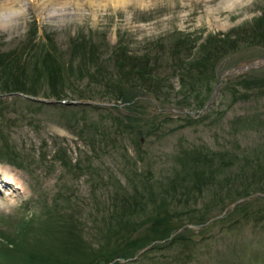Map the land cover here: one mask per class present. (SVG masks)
I'll return each instance as SVG.
<instances>
[{"label":"rangeland","instance_id":"obj_1","mask_svg":"<svg viewBox=\"0 0 264 264\" xmlns=\"http://www.w3.org/2000/svg\"><path fill=\"white\" fill-rule=\"evenodd\" d=\"M37 2L21 0L20 16L0 26V184L10 192L0 194V242H8L0 247V264H32L26 258L39 249L59 254L58 264L67 253L75 264H264V93L224 76L202 110L223 70L264 57V0H105L62 13L36 10ZM230 33L236 44L209 64L212 75L191 78L197 91L180 90L174 76L157 98L140 92L114 101L116 91L94 76L117 48L167 64L179 58L170 56L175 49L183 54L182 46H192L196 54L212 37ZM175 40L182 45L171 47ZM68 63L70 75L63 71ZM246 74L264 82V66ZM21 95L107 106L49 107ZM202 99L199 109L178 104ZM107 114L139 118L133 120L148 135L135 148L128 133L114 132ZM187 116L195 121L186 123ZM104 129L110 132L105 148L99 146ZM87 136L96 140L93 150ZM223 147L239 159L211 168L194 160L195 153L202 158ZM133 159L136 172L154 182L150 190L121 188L132 177ZM106 173L109 183L100 180ZM142 196L146 202L137 207L123 204ZM104 254L113 258L98 260Z\"/></svg>","mask_w":264,"mask_h":264},{"label":"trees","instance_id":"obj_2","mask_svg":"<svg viewBox=\"0 0 264 264\" xmlns=\"http://www.w3.org/2000/svg\"><path fill=\"white\" fill-rule=\"evenodd\" d=\"M232 33L223 35L221 38L217 40L216 38L212 37V40H215V41L212 43L211 40H209V42H207L205 45L200 46L196 54L193 53L192 46H182L185 48L183 51V54L181 53V51L177 52V50L175 49L173 55H170V56H174L175 58H178V57L180 58V56H182V60L178 58L175 62L172 61V63L170 62L167 64L165 61L156 60L157 55H155L154 59L150 61L151 57H149L148 55L141 56L142 55L141 54L137 56L136 54L129 53L125 48L124 49L117 48L116 52H112L110 54L112 61L108 64L109 66L97 64V67L94 69L95 75H94V71H93V75L99 78L100 80H102L106 88H108L109 86L110 88L116 91L115 93H112V95H110L113 97L114 101L116 100L129 101L133 99L134 96L139 94L140 92L152 93L155 95V98H157L156 97L157 93H162V91L166 87H172L169 84V79H171L174 76H178V80L181 83L180 90H184L185 92H187V89L190 91H197L198 86L196 85L195 88L194 86H192V84L194 83L193 80L196 77H202L205 75L207 76L208 72L212 75L211 67H208L209 64L211 62H214L215 58L219 57L221 54L227 53L236 44L235 38L231 37L233 36ZM249 38L253 39L252 33L247 38L249 42H251L252 40ZM261 39L264 40L263 35ZM175 41L177 42L176 43L177 45L171 46V47H178L182 45V42H180V40H175ZM216 41H217V44H215ZM180 53L182 55H180ZM186 60L188 61L186 62ZM63 71L66 72L68 75H70L71 64L68 63L67 65H65L63 68ZM59 72L60 70H57V71L50 72L47 75L49 76L52 74H58ZM94 76L92 77L93 79H94ZM250 77L251 76H248L246 73H244L241 75H237L235 77H231V79L236 84L242 83V86H246L244 89H247V88L256 89L259 93L263 94L264 93V82L261 81L260 79H252ZM191 78H194V79H191ZM188 79H189V82H188ZM14 90L22 92L23 89L16 88ZM211 90H212V87L208 84L207 86V91H209L208 93H210ZM245 96H248V95L246 94ZM204 99L196 101L194 104L192 103L190 104L189 101L187 100L186 102H183L182 100H180L178 104L180 105L181 108L188 109V110H192V109L194 110V109H199L203 107ZM159 102H162V101H159ZM34 103H37V102H34ZM38 104L44 105L43 103H38ZM48 105L49 107H54V106H63L64 104L62 105L59 103H54V104H48ZM65 106H70V105H65ZM78 107H82V106L79 105ZM90 108H96V107H90ZM107 115L108 116L110 115V118L112 119L113 123H115L114 128L116 130L114 132L119 133V134H121L122 132L128 133L127 138L131 141V143L136 145L135 148H138L140 137L142 136L144 137L148 135L147 133H144L142 131L138 120H133V119H139V118H136L129 114L128 116L124 115L123 116L124 119L122 117L118 118L111 114H107ZM141 119H146V118H141ZM124 120L126 122H124ZM192 121H195V120L188 116L186 117V120H185L186 123H190ZM81 131L82 130H80V132L78 133L79 136L81 135ZM101 133H103L102 134L103 136L100 138L101 139L103 138V140H101V143L99 144V146L100 147L102 146L105 148L107 145H109L108 143H105V142L109 141V138H107V136L110 132L109 130L104 129L101 131ZM86 141H87L86 143L88 144H86L85 142L84 144H86L89 147V149L93 150L96 140L91 136L90 137L87 136ZM112 145H115V144H112ZM237 145H239L240 147L239 143H237ZM203 151L204 150H202V152ZM103 152H107L106 149H104ZM198 155H199L198 153H195L194 155L195 162H201V163L204 162L205 164H207V167L209 168H211L213 165H216L218 167L229 166L234 160H238L240 157L239 152L235 151L234 148L226 149L224 147L221 148V150H219L218 152L208 149V153L203 154L202 158H200L201 156H198ZM136 159L141 160V158H136ZM133 160L134 161L130 165V167L132 168L130 175H132V177L126 176L125 182H126L127 187L121 186V188L123 190H127V188L130 187L129 191H131L132 193H137V189L141 190V188L144 189L145 187L148 188V190H150L149 185H153L154 182H149V180H147L145 176L136 172V168L133 167L135 165L134 164L135 159ZM63 164H64V167L68 166L65 163ZM76 167H78V162L76 163ZM74 174L75 173L73 172L71 173V175H74ZM105 177L106 178L104 179L101 177L100 180L104 182L107 181V183H109V181L111 180L110 174L106 173ZM161 182L162 181H159V186H163V183ZM115 184L118 185L117 182ZM112 186L114 188L116 187L114 185ZM161 189L163 190L162 192H165L164 187H161ZM147 197L148 196H145V197L142 196L139 200L134 199L133 197H130L129 199H133V200H131V202L126 201L123 204L125 206H131L132 204H136V207H137L139 203L141 205V203L146 202ZM152 220L154 221V218ZM7 243L8 242L6 243L0 242V247L1 248L3 247L5 248V246L7 247ZM67 243H69V246H71L73 242H66L65 244ZM7 250H10V249H7ZM45 250L39 249V252L38 251L32 252L33 254H29L27 256L26 261L32 264H43V263L44 264H51V263L58 264L60 255L59 254L50 255ZM82 250H84V248H82ZM97 250H98V254L101 253L100 247L97 248ZM68 255L70 254L67 253V257L60 261L61 264H75V263H71L72 261H70V257H68ZM112 256L104 254V255L99 256L98 260L104 257L106 261L107 260L109 261L113 258ZM80 257L82 256H80V253L78 252L79 261H80Z\"/></svg>","mask_w":264,"mask_h":264},{"label":"water","instance_id":"obj_3","mask_svg":"<svg viewBox=\"0 0 264 264\" xmlns=\"http://www.w3.org/2000/svg\"><path fill=\"white\" fill-rule=\"evenodd\" d=\"M263 65H264V57H259V58H252V59L244 60V61L240 62L239 64L234 65L233 67H230V68H227V69L223 70L220 73L218 84L215 86V89L213 90L212 95L210 96V98L208 99V101L206 102V104L204 105L202 110L205 111L206 108L209 106V104L212 102L213 98L216 96V93L218 91V87L220 86L221 81H222L224 76H235V75L244 73V72H246V71H248L250 69L258 68V67L263 66ZM21 96L23 98L28 99V100H31V101H34V102H41V103H45V104L59 103V104H64V105H86V106L102 105V106H107L106 104H98V103H95V102H92V101H89V100H82V101L68 100V101H65V100L43 99V98H38V97H34V96H29V95H21ZM184 112H187V111L185 110ZM255 195H259V193H254V195H249V196H247L245 198L236 200L232 205H230L228 208H226L220 215H217L214 218L208 220V222L213 221V220H215L217 218H221L226 213V211L232 209L236 204H238L239 202H241L243 200L250 199L251 197H254ZM185 227L186 226H182L180 229L175 231V233L173 235H176L177 233H179ZM151 246H152V244L150 243V244L140 248L131 258L125 259V260H122V261L123 262H127V261H130V260H133V259L137 258L141 253H143L144 251L148 250Z\"/></svg>","mask_w":264,"mask_h":264},{"label":"bare ground","instance_id":"obj_4","mask_svg":"<svg viewBox=\"0 0 264 264\" xmlns=\"http://www.w3.org/2000/svg\"><path fill=\"white\" fill-rule=\"evenodd\" d=\"M20 1L21 0H0V26L1 27L8 25V23L16 20V18L20 16V14H18V12L15 10V6L16 5L19 6ZM30 1H33V0H30ZM37 1H38L37 2L38 7L34 6L36 4L33 5V8L36 10L40 9L41 7L42 9L48 8V10H56L62 13V11L64 10V8H66V6H76L77 7L85 3V6H88L89 8L93 6L94 3L98 5L99 1H105V0H84V2L83 0H37ZM109 1L114 4L124 5L127 0H109ZM61 13H58V14H61ZM14 16H15V19H14ZM3 177L7 181L8 180L11 181L10 177L8 176V174H6V172H5V176ZM0 190H2L5 195L9 196L10 194L9 190L5 193V190L2 188L1 184H0Z\"/></svg>","mask_w":264,"mask_h":264}]
</instances>
